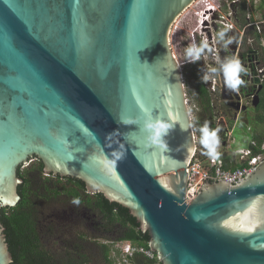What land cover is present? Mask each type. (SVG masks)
Here are the masks:
<instances>
[{"label":"water","instance_id":"1","mask_svg":"<svg viewBox=\"0 0 264 264\" xmlns=\"http://www.w3.org/2000/svg\"><path fill=\"white\" fill-rule=\"evenodd\" d=\"M194 1L0 0V207L19 201L17 169L34 157L126 208L161 264H264V161L185 203L197 142L169 34ZM245 68L238 90L220 74L233 122L241 100L259 104ZM146 122L167 129L150 137ZM11 261L0 224V264Z\"/></svg>","mask_w":264,"mask_h":264},{"label":"trees","instance_id":"2","mask_svg":"<svg viewBox=\"0 0 264 264\" xmlns=\"http://www.w3.org/2000/svg\"><path fill=\"white\" fill-rule=\"evenodd\" d=\"M253 5V4H252ZM260 19L255 20L254 14L248 20L247 15L250 14L246 10V5L239 9L238 21L240 29L246 27L249 23L257 22L260 32L257 33L254 27H247L243 36V48L248 49V52L255 51L257 58L256 65L264 67V0L258 1ZM248 38L253 40L251 47L246 46ZM250 50V51H249ZM185 88H189V98L192 101L193 117L192 124L194 134L197 138V155L201 158H206L207 150L200 144V129L207 124L209 131L217 128L220 131L217 133L219 140H225L224 128L219 122V118L228 119L225 115V107L217 104L219 95H214L207 89L206 82L200 73L199 64H190L182 71ZM264 90V82L262 90L259 92V104L255 108L261 112L256 120L260 123L264 122V97L261 96ZM229 126L233 125L230 120H227ZM258 145H261L263 140L256 134L252 136ZM229 152V151H227ZM226 151L223 152L221 158L225 169L235 170L241 168L234 157ZM254 152H257L254 150ZM42 163H36L30 169L19 172L18 177L22 179V184L18 186L19 201L14 207L1 209L0 222L4 227V235L8 246V251L12 261L10 264H113L111 257L113 244L118 242H129L133 245L148 247L150 241L149 235L143 231L141 224L133 217L130 212L119 205L118 203L109 201L103 194L97 193L93 196L86 197L84 195V183L75 178L60 177L55 179L43 177ZM71 184L75 188H70V192L63 184ZM59 184V185H57ZM61 185V190L57 186ZM63 195L72 197L76 196L80 202L85 201V204L92 208L95 214L102 218V228L105 231L111 232V236L100 235L97 237H86L84 233L79 234L78 248L73 250H48L39 249L40 244L32 245L30 237L27 234L28 229L39 220L40 212L44 204L50 205L53 200H56ZM86 197L85 200L83 197ZM33 231V229H32ZM94 240V241H93ZM137 264H155L143 257L135 258Z\"/></svg>","mask_w":264,"mask_h":264},{"label":"built area","instance_id":"3","mask_svg":"<svg viewBox=\"0 0 264 264\" xmlns=\"http://www.w3.org/2000/svg\"><path fill=\"white\" fill-rule=\"evenodd\" d=\"M259 0H195L186 8L183 13L174 21L170 29L169 43L176 48L195 47L201 48L203 43L208 44L200 53L199 60H193L191 57L185 56L186 64H199L200 73L206 82L207 89L210 93L221 94L222 84L220 79L221 72V55L227 61V55L235 48V57L242 55L245 51V57L252 60V66L256 69L261 82H264V67L256 65L257 58L255 51L248 52L243 48V36L247 27H254L257 33L260 32L259 24L249 23L246 27L240 29L238 21V11L245 3L249 20L252 13V4ZM231 25L229 28L228 26ZM223 31L221 37L219 33ZM185 39L184 42L182 39ZM229 41H231L229 43ZM170 44V47H171ZM253 40L248 38L246 46L251 47ZM264 50V44L262 43ZM172 49V48H171ZM173 51V50H172ZM250 51V50H249ZM244 69H246L244 67ZM215 70V71H213ZM248 71V70H247ZM207 77V80H205ZM252 86V84H251ZM256 90V88H255ZM253 95L245 100L247 103L243 105L250 106ZM219 122L223 119L219 118ZM234 128V127H233ZM227 137L231 136L233 129H226ZM195 142L197 138L195 137ZM244 148H239L233 152L237 162L243 165L235 170L225 169L223 160L219 154L217 158L207 156L206 158L198 157L197 149L190 158L186 166L187 185L185 192V203L190 204L198 196L199 190L205 183H215L218 181H226L229 185H236L237 182L248 177L255 171L257 166L264 161V144L258 145L254 140H249ZM256 150L257 152H254ZM113 248L112 259L113 264H137L135 258L143 257L155 264H161L155 252L148 247L133 245L129 242H118Z\"/></svg>","mask_w":264,"mask_h":264},{"label":"flooded vegetation","instance_id":"4","mask_svg":"<svg viewBox=\"0 0 264 264\" xmlns=\"http://www.w3.org/2000/svg\"><path fill=\"white\" fill-rule=\"evenodd\" d=\"M241 54H242L240 55L241 62L245 65V67L249 68V66H252L253 64L252 60L250 58L245 57V51L241 52ZM234 57L235 56L228 54L227 61H230ZM222 71L223 69L221 70V72ZM249 72L250 70L248 69L247 73ZM247 86H249V88L252 87L251 83H248ZM218 99H219L218 100L219 104L222 103V105H224L225 107V115L228 117L227 120L228 121L230 120V122H232V124L235 127V124L239 121L237 122L232 121L233 112L227 107L226 103L221 100L220 96ZM245 100L247 99L243 100L242 102L243 104L247 103V101ZM248 107L250 108V106ZM244 117L245 115L241 113L238 117V120L240 119V121H243ZM226 124L228 125V123ZM227 125H223L222 128L229 129ZM227 132L228 130H225V134H227ZM36 163L37 164L41 163V161L33 157V158H30L26 164L19 166L17 169V177H18L19 172L21 173L27 169H30ZM42 173H43V177L52 178L55 180L56 178L60 177V176L53 175V174H46L44 166L42 169ZM60 178L64 179L63 177H60ZM66 178H69V177H66ZM19 180L21 181V184H22L23 180L22 179H19ZM63 184L67 188V191L70 190V188L72 189L75 188L71 184H65L63 182L61 184L62 188H63ZM61 185L57 186L58 190H61ZM18 186H17L16 193L19 196ZM83 193L86 197L93 196L96 194V193L95 194L90 193L85 184H84ZM85 196L83 198L87 200ZM74 198H76V196L69 197V196L63 195L62 197L56 200H53L50 205L48 204L43 205L41 212H40L39 220L36 221L35 224L32 226L33 231L31 227L27 231V234L30 237V241L33 246H35V243H38L40 244L39 249H45L46 251L54 250V249H58L61 251L73 250L75 248H78V238H79L80 233H84L86 237L88 236L97 237L102 234L103 235L105 234L108 237L111 236V232L103 230L102 218L97 216V214L94 213L92 208L85 204V201L80 202L79 205L73 204L72 200ZM53 206L55 208L52 209ZM3 208L8 209L10 207H0V213H1V209ZM0 224H1V228L3 229V235H4L5 229L1 222Z\"/></svg>","mask_w":264,"mask_h":264},{"label":"clouds","instance_id":"5","mask_svg":"<svg viewBox=\"0 0 264 264\" xmlns=\"http://www.w3.org/2000/svg\"><path fill=\"white\" fill-rule=\"evenodd\" d=\"M229 28L231 25L228 26ZM221 37H223L224 32L221 31L219 33ZM231 41H229L230 43ZM208 44L206 42L203 43L201 48L189 47L185 50L186 57H191L193 60H199L200 53L204 48H207ZM215 71V70H213ZM245 69L241 66V62L238 58H233L227 63L223 65V76L224 81L227 84V87L232 90H238L239 86L243 83L240 79V74L244 72ZM207 80V77H205ZM146 131H148L149 136L151 137L153 134V130H155V134L159 136L161 131H166L167 123L160 122L159 124H154L153 122H146ZM220 131L219 128L209 131L207 124H205L200 129V144L204 149L207 150V155L212 158H217L219 153L217 152V147L220 143L217 133ZM7 203V201H5ZM73 204L79 205L80 200L78 198H74L72 200Z\"/></svg>","mask_w":264,"mask_h":264},{"label":"rangeland","instance_id":"6","mask_svg":"<svg viewBox=\"0 0 264 264\" xmlns=\"http://www.w3.org/2000/svg\"><path fill=\"white\" fill-rule=\"evenodd\" d=\"M252 13L254 14L255 20L260 19L258 2L253 3ZM182 40L184 42L185 39L183 38ZM171 43H172V41L170 42V44ZM171 48H172L173 53L177 59V62L179 63L181 71H183L185 69V67L189 65V64L185 63V56H186L185 50H186V48H184V47H182L181 49L176 48L172 44H171ZM188 90H189V88L186 87L185 91H186V95H187L188 107H189V110L191 113V117H193V108L194 107L191 104L192 101L189 98V95H188L189 91ZM261 96L264 97V90H263ZM217 104L220 105L219 102H217ZM261 110H262L261 108L258 111H255L254 109L249 108L247 110V112L245 113V117H244L245 121H240V119H239L238 120L239 122H237L235 124V127H234V125H231V126L227 125L226 124L227 123L226 118H223V120L220 121V123H221L220 126L222 127L223 125H227L229 127V129H233V130L231 132V136L227 137L226 140L224 141L225 146L223 144V141L219 140L220 143L217 147V152L219 154H223L224 151L234 152L235 150H237L239 148H244V146L246 145L245 142L247 143L249 138L251 137V132H254L256 129H258L260 127V125L257 123V121L254 120V115L256 112H261ZM53 208H55V207L53 206L52 209ZM115 244H113V248L115 247V249H118V246L117 245L115 246Z\"/></svg>","mask_w":264,"mask_h":264},{"label":"crops","instance_id":"7","mask_svg":"<svg viewBox=\"0 0 264 264\" xmlns=\"http://www.w3.org/2000/svg\"><path fill=\"white\" fill-rule=\"evenodd\" d=\"M221 104V103H220ZM255 110V109H254ZM260 113H258V112H256L255 113V115H254V120H256V117L259 115ZM221 119H223V117H220ZM243 121H245V119H243ZM257 121V120H256ZM257 123L260 125V127L258 128V129H256L254 132H251V137L249 138V140H253L252 139V136L254 135V134H256L260 139H262L263 140V142H262V144H264V122L263 123H260V122H258L257 121ZM249 131V130H248ZM248 140V141H249ZM255 141V140H254ZM246 143V142H245ZM227 152V151H226ZM228 153H230L233 157H234V155H233V152H227V154ZM234 159H235V157H234ZM236 160V159H235ZM236 162H237V160H236ZM237 163H239L240 165H241V163L240 162H237Z\"/></svg>","mask_w":264,"mask_h":264}]
</instances>
